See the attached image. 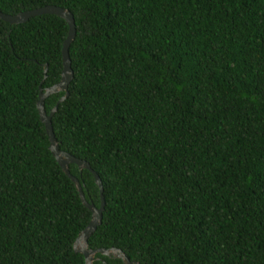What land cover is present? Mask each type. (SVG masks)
<instances>
[{
    "label": "trees",
    "instance_id": "obj_1",
    "mask_svg": "<svg viewBox=\"0 0 264 264\" xmlns=\"http://www.w3.org/2000/svg\"><path fill=\"white\" fill-rule=\"evenodd\" d=\"M46 5L75 20L51 124L102 182L88 248L132 264H264V0H0V11ZM67 31L54 14L0 19V264H85L73 243L91 212L36 107L60 79ZM62 95L44 99L47 114ZM69 171L98 207L93 174Z\"/></svg>",
    "mask_w": 264,
    "mask_h": 264
},
{
    "label": "water",
    "instance_id": "obj_2",
    "mask_svg": "<svg viewBox=\"0 0 264 264\" xmlns=\"http://www.w3.org/2000/svg\"><path fill=\"white\" fill-rule=\"evenodd\" d=\"M41 14H54L59 16L65 20L68 25L67 35L62 43L61 47V59H62V70L61 76L57 83L46 87L45 89L39 88L38 100L36 102V107L38 110L40 121L44 124V128L48 137L49 145L48 148L54 156L55 160L59 164L62 171L70 178V180L75 184L76 189L78 191L81 202L85 207H87L91 212V219L88 224L83 228V230L77 235L74 243L73 250L77 253H81L84 257L85 264H93L92 262L95 259V254L100 253L101 255H106L108 257L120 258L123 261V264H132V262L128 259V257L118 248H110V249H89L88 248V238L95 231L96 227L100 224L102 220V214L104 211L105 201L103 197V187L102 182L98 176V174L90 167L89 163L85 160L79 159L68 152H65L59 148L56 137L54 135L51 118L54 112L56 111L60 102H62L68 95V84L72 80L73 70L71 68V60L69 56V46L73 41L76 28H75V20L73 14L62 7L56 5H46L43 7L22 11L14 15L5 14L0 11V19L8 22L9 24H19L27 21L30 17L41 15ZM46 73V69H44V74ZM46 77V76H45ZM59 91H64V95H62L55 106L51 109V111L47 114L44 109V99L52 94ZM75 164L78 169H87L93 174L96 185L99 188L100 192V204L96 207L93 203H89L86 201L84 193L82 191V186L77 177L72 175L69 171V165ZM82 238L85 243V247L78 248L76 243L78 240ZM104 264H107L102 260ZM137 264V263H135Z\"/></svg>",
    "mask_w": 264,
    "mask_h": 264
},
{
    "label": "bare ground",
    "instance_id": "obj_3",
    "mask_svg": "<svg viewBox=\"0 0 264 264\" xmlns=\"http://www.w3.org/2000/svg\"><path fill=\"white\" fill-rule=\"evenodd\" d=\"M76 246H77L78 248H83V247H85L84 240H83L82 238H80V239L78 240V242L76 243Z\"/></svg>",
    "mask_w": 264,
    "mask_h": 264
}]
</instances>
